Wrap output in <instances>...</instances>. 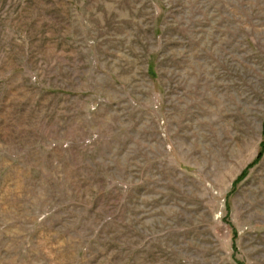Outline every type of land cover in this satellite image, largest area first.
<instances>
[{"label": "rangeland", "instance_id": "rangeland-1", "mask_svg": "<svg viewBox=\"0 0 264 264\" xmlns=\"http://www.w3.org/2000/svg\"><path fill=\"white\" fill-rule=\"evenodd\" d=\"M0 264H264V0H0Z\"/></svg>", "mask_w": 264, "mask_h": 264}]
</instances>
